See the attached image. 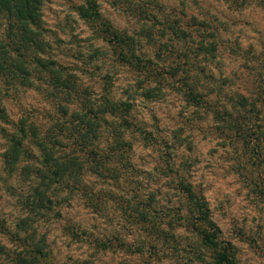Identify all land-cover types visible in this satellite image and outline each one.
I'll return each instance as SVG.
<instances>
[{"label":"clouds","instance_id":"clouds-1","mask_svg":"<svg viewBox=\"0 0 264 264\" xmlns=\"http://www.w3.org/2000/svg\"><path fill=\"white\" fill-rule=\"evenodd\" d=\"M224 253L264 264V0H0V264Z\"/></svg>","mask_w":264,"mask_h":264},{"label":"trees","instance_id":"trees-1","mask_svg":"<svg viewBox=\"0 0 264 264\" xmlns=\"http://www.w3.org/2000/svg\"><path fill=\"white\" fill-rule=\"evenodd\" d=\"M24 15H27V12L26 11L24 12ZM57 83H59V82L57 81ZM19 151H20V148H19V145H17V147H16V149L14 151V155H18L19 154ZM208 239L210 240L211 239V236H209ZM225 257H226V253L222 254L221 259L218 262V264H223V261H224V258ZM21 264H23V262H21Z\"/></svg>","mask_w":264,"mask_h":264}]
</instances>
